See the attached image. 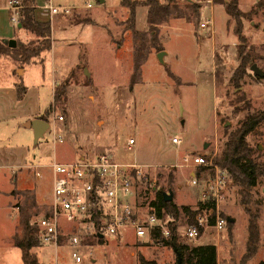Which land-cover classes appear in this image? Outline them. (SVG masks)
<instances>
[{
  "label": "rangeland",
  "instance_id": "1",
  "mask_svg": "<svg viewBox=\"0 0 264 264\" xmlns=\"http://www.w3.org/2000/svg\"><path fill=\"white\" fill-rule=\"evenodd\" d=\"M120 1L51 0L59 8L52 18L51 47L33 58L38 62L43 58V63L31 66L26 75L38 89L31 106L39 107L40 117L49 123L44 138L49 147L52 144L59 147L61 159L72 161L107 153L117 163L143 164L135 186L137 200L144 202L142 207L157 202V190L170 189L177 206L185 205L192 210L199 200L196 189L189 184L187 170L170 165L179 163L181 156L189 152H216V160L228 134L246 115L264 114V76L256 79L250 69L254 65L264 74V44L254 43V39L242 32L247 46L253 48V59L235 85L231 76L239 62L238 40L233 33L234 22L221 5L217 4L219 7L212 16L214 26L201 29L199 24L211 17L206 6L213 4L211 0H178L169 6V15L155 25L153 33L146 23L147 8L137 7L138 36L124 31L122 21L127 10ZM256 1L238 0L237 5L248 11ZM34 2V16L45 18L46 10L40 9L45 0ZM87 4L90 6L86 7ZM193 5H198L197 11ZM63 7L69 11L63 12ZM10 16L8 9L0 8V34H5L2 38L15 37L37 45L39 38L11 22ZM243 21L260 26L264 8L242 19V25ZM159 49L166 52L164 64L157 61ZM13 63L9 57H0V84L6 85L17 78L11 74ZM60 75L65 79L55 87L63 89V94L54 99L51 80ZM13 114L14 102L5 97L0 99V146L25 144L29 151L27 161L31 163L39 154L38 147L33 145L30 130L16 126L20 119L10 120ZM57 115L62 120L55 119ZM53 132L62 137L61 143H52ZM173 136L180 140L178 144L171 143ZM130 138L134 140L132 146L127 145ZM246 141L261 176L254 187L243 190L229 175L219 211L223 217L233 218V222L226 224L218 235L207 229L203 237L182 242L189 246L216 244L220 262L227 255L232 257L233 264H261L264 263V118L246 136ZM51 160L43 158L41 164L46 168L38 161L33 167L14 168L7 162L0 166V264H22L20 249L13 240L21 235L23 218L27 217L33 226L31 223L46 212L49 199L45 196L51 181L47 166ZM36 171L42 172L41 179L36 178ZM31 173L32 179L27 177ZM21 174L20 180L17 177ZM251 215L257 216L254 220L259 238L255 254L246 256L247 223ZM188 217L181 212L177 219L181 224L180 234ZM66 240L62 238L57 248L52 244L36 246L31 253L38 264L54 261L56 264H175L176 260L169 246L135 243L136 237L130 229L120 236L104 234L101 241L85 236L76 247L65 245ZM73 250L81 257L78 263L70 255ZM243 257L251 258L242 260Z\"/></svg>",
  "mask_w": 264,
  "mask_h": 264
},
{
  "label": "built area",
  "instance_id": "2",
  "mask_svg": "<svg viewBox=\"0 0 264 264\" xmlns=\"http://www.w3.org/2000/svg\"><path fill=\"white\" fill-rule=\"evenodd\" d=\"M5 8L10 11L11 22L16 23L22 9L20 1L6 0ZM43 8L50 14L59 11L51 0H45ZM61 10L69 11L67 7ZM212 26L211 18L199 24L201 29ZM55 119L62 120V116L57 115ZM55 142L61 143L62 137L53 132L52 143ZM179 142L178 138L171 137L172 144ZM133 144V138L127 140L128 146ZM215 154L189 152L181 156L179 163L170 165L187 170L189 184L196 189L199 200L193 209L192 222L183 225L182 234L177 230L180 223L171 213L140 211L127 201L134 192L142 165L117 163L107 153L67 163L53 160L50 163L52 182L46 212L31 223L37 228L40 245L52 244L57 248L59 241L66 238L65 245L76 247L85 236L99 241L104 234L120 236L125 229H130L136 238L147 237L160 242L159 238L170 237L172 226L183 242L202 236L207 229L219 234L228 222L220 214L219 201L229 174L216 163ZM35 175L39 177V172L36 171ZM207 202H213V205L207 206ZM70 255L76 263L81 261L75 250ZM51 264H56V261Z\"/></svg>",
  "mask_w": 264,
  "mask_h": 264
},
{
  "label": "trees",
  "instance_id": "3",
  "mask_svg": "<svg viewBox=\"0 0 264 264\" xmlns=\"http://www.w3.org/2000/svg\"><path fill=\"white\" fill-rule=\"evenodd\" d=\"M22 9L19 11L17 25L34 36L39 38L37 45L34 42L23 43L19 40L15 41V45L10 47L0 39V56L7 55L19 63H30L33 58L40 56V53L49 50L51 47V28L49 22H39L34 18V0H19ZM178 0H121V6L126 8L127 17L122 24L124 31H130L134 35L139 36V32L135 29V14L137 7H146V23L150 31L155 32V25L160 23L169 15V6ZM238 0H212V3L221 4L228 18L234 22L233 33L238 40L237 56L239 62L234 69L231 80L235 85H238L242 77L246 74V67L250 60L253 59L251 53L253 48L247 46V40L242 33V19L248 18L251 14L257 13V9L264 8V0H257L254 7L248 11H241L237 5ZM197 11L198 5H193ZM86 23L91 22L85 20ZM247 48V50H246ZM138 48V52H139ZM160 50V49H159ZM137 67V65H135ZM261 72V71H260ZM256 79L262 78L264 74H254ZM63 89L55 87L53 98L63 94ZM17 98L21 95L20 88L16 90ZM44 119L43 117H41ZM264 118L263 113L249 114L244 117L238 127L228 134V138L221 150L219 157L215 160L216 163L225 169L230 175L234 183L238 184L241 189H250L257 184L258 178L261 176L258 170L257 163L253 157V150L249 147L246 141V136L250 134L259 125ZM162 190L156 193V201L152 203L156 207L157 214L171 213L178 219L181 212L187 214V222H192L194 212L185 205L177 206L172 200L165 202L162 198ZM213 202H207V206H212ZM250 216L248 219V238L246 244V256H252L256 252V243L259 238V231L255 218ZM227 225L229 223L227 222ZM21 235L15 237L13 244L20 249L22 264H38L37 258L31 249L40 246L37 228L29 224L28 218L25 217L21 221ZM171 235L167 239L159 241L169 246L174 252L180 255V264H217L216 247L213 244H199L189 246L179 239L175 232V227L172 226ZM101 241V239L99 240ZM251 257H243L242 260L250 259ZM243 263V262H242ZM147 264H150L147 262ZM264 264V263H261Z\"/></svg>",
  "mask_w": 264,
  "mask_h": 264
},
{
  "label": "crops",
  "instance_id": "4",
  "mask_svg": "<svg viewBox=\"0 0 264 264\" xmlns=\"http://www.w3.org/2000/svg\"><path fill=\"white\" fill-rule=\"evenodd\" d=\"M5 1L6 0H0V8H3V9L5 8L4 7L5 6ZM220 5L221 4H219V6ZM249 5H250V3L248 4V6ZM206 6H208L210 8V16L211 17H209V18L212 19V23H213V26H214V22H213L212 16H213L215 8H217L219 6L217 5V3H213L212 5L207 3ZM34 8H36L35 2H34ZM42 8H43V5L40 6V9H42ZM202 9H203V7H202ZM202 9H201V11H202ZM45 10H46L45 18H36L35 16H34V18L37 21H39V22H49L50 23V28H51V26H52V18L54 16V14H50L47 9H45ZM223 10H224V8H223ZM240 10L241 11H246V10H242V9H240ZM242 32L243 33L246 32V34L245 33L244 34L247 37H249L251 40L254 39V40H252V41H254V43L264 44V21L258 27H255L252 22L249 23V25H248V24H245V22L243 21ZM3 35H5V34H0V39L10 40L8 38H2V37H4ZM205 38L207 39L208 36L205 37ZM13 40H15V41L19 40V41H21L23 43H26L23 40H21L19 38H15V37H14ZM214 40H215V36H214ZM2 56L9 57L12 62H15V64L13 63L11 74L12 75L15 74L17 78H15L14 80L8 81V84H6V85L0 84V99H3L5 97L9 101L14 102L15 114H13L14 116H12V115L10 116V120H18V119H20L21 122L18 123L16 126H18V128H21L23 130H30L32 132V134H33L32 128L31 127H27V125L33 119H42V118L40 117L41 114H39V107H35V106L32 107L31 106L33 104L31 102V100L33 99V96H35V94L37 95V93H38V89H36L37 86L34 87L33 82H29L28 79H26V75L29 73V71H30L29 68L31 66L34 67V66H38V65L42 64L43 63V58L40 57L41 58V62L32 60L30 63H19V61L12 59L10 56L1 55L0 57H2ZM52 70L55 71V68H52ZM64 79H65V76L64 75H60V77L58 79L54 78V79L51 80L52 94L54 93L55 86L60 84ZM9 83H10V85H9ZM36 85L39 86V82L38 81L36 82ZM17 88H20V90H21V95H20L19 98H17V96H16L17 95V93H16ZM34 88H35V90H34ZM42 120H44V119H42ZM45 121H47V120L45 119ZM17 133L19 135L22 134L21 132H19V130L17 131ZM44 134H45V132H43L42 137L38 138L36 143L33 142V145L35 147H38V150H39V154L37 155V158H35V159H37L36 161H38L41 166L46 168V165L41 164V162H43L42 161L43 158H48V157L52 159L51 162L53 160H56V161L62 162V163L76 161V160L70 161V160L61 159L59 157V147H55L54 144H52V148L49 147L47 139L44 138ZM49 148H51V149H49ZM28 152H29L28 151V147L25 146V144H15V145H11V146H0V159H2V161L0 160L1 161L0 162V166H2V164L6 163V162H7L8 165H10L11 167H14V168H24L26 166L33 167V166H35V164L38 165L36 163L35 159H33V162H31V163H29L27 161L28 160ZM141 165H143V164H141ZM47 167H48V172H49V174L51 176L50 164H48ZM41 173H39V177H37L35 175L36 178L41 179ZM18 176L19 177H17V178H19L21 180L22 179V174L18 175ZM27 177L32 179L33 178L32 177V173H31V176L29 175ZM51 182H52V176H51V181H50L49 187H48L49 190H48V193H46L45 199H49L50 198ZM44 185H46V187L48 186L46 183ZM161 190L163 192H165L163 189H159V190H157V192L161 191ZM136 195L137 194H136V191L134 189L133 194H131L129 197H127V201L132 206H134L136 209H139L140 211H150V212L153 211V212L157 213L156 207H155L154 204H152V206H148L147 205L146 208L142 207L144 202L143 201H138ZM196 207H193L192 210L195 209ZM232 222H233V218H232L231 222L228 221L229 224L232 223ZM179 227L180 226L177 227V230H178ZM178 233H179V230H178ZM216 235H218V234H216ZM221 238H224V236L223 237L221 236ZM219 239L220 238L218 237L217 240H219ZM135 243L140 244V245H147L148 243L149 244L150 243H154L153 245H164V244H162L160 242H157L156 240H154V241L148 240L147 237H143V238H138L137 237ZM207 244L216 245L214 243H207ZM196 245H199V244H196ZM260 261H262V260H260ZM238 263H240V262L238 261ZM217 264H233V259H232V257H227V255H226V257H223L222 261L220 262V259H219L218 253H217Z\"/></svg>",
  "mask_w": 264,
  "mask_h": 264
},
{
  "label": "water",
  "instance_id": "5",
  "mask_svg": "<svg viewBox=\"0 0 264 264\" xmlns=\"http://www.w3.org/2000/svg\"><path fill=\"white\" fill-rule=\"evenodd\" d=\"M99 3H102L103 0H97ZM4 43H6L7 45H9L10 47H13L15 45V42L12 40V42H10V40H6V39H1ZM166 55V52L164 50H160L157 52L156 54V58L157 61L161 64H164L165 61L163 59V57ZM250 69L253 71L254 74H258V75H262V73L260 72V70L254 66L251 65ZM27 127H31L32 131H33V142L36 143L38 138L42 137L43 132H45L47 130V128L49 127V123L45 120L42 119H33L30 121V123L27 125ZM205 146V144H204ZM162 198L165 202H168L170 200H172L173 195H172V191L170 189L167 190V192H162ZM227 221L231 222L232 218L228 217ZM102 235L99 234V237H101ZM181 262V258L180 255L178 253H176V260H175V264H180Z\"/></svg>",
  "mask_w": 264,
  "mask_h": 264
}]
</instances>
